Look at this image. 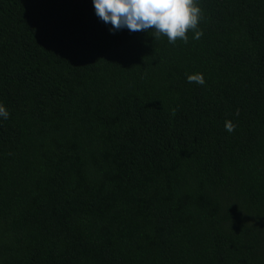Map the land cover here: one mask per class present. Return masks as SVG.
Listing matches in <instances>:
<instances>
[{"label":"trees","instance_id":"trees-1","mask_svg":"<svg viewBox=\"0 0 264 264\" xmlns=\"http://www.w3.org/2000/svg\"><path fill=\"white\" fill-rule=\"evenodd\" d=\"M198 5L170 44L0 0V264H264V0Z\"/></svg>","mask_w":264,"mask_h":264},{"label":"clouds","instance_id":"clouds-1","mask_svg":"<svg viewBox=\"0 0 264 264\" xmlns=\"http://www.w3.org/2000/svg\"><path fill=\"white\" fill-rule=\"evenodd\" d=\"M95 15L110 31L127 29L130 32L154 30L155 37L166 36L170 44L177 39L188 42L187 32L192 30L193 39H199L198 29L201 9L198 0H92ZM189 83L205 84L202 73L189 74ZM9 111L0 103V118L8 119ZM235 125L225 122V130L233 132Z\"/></svg>","mask_w":264,"mask_h":264}]
</instances>
